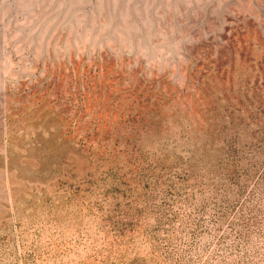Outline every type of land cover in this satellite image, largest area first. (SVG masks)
Listing matches in <instances>:
<instances>
[{
    "label": "rangeland",
    "instance_id": "rangeland-1",
    "mask_svg": "<svg viewBox=\"0 0 264 264\" xmlns=\"http://www.w3.org/2000/svg\"><path fill=\"white\" fill-rule=\"evenodd\" d=\"M0 264H264V0H0Z\"/></svg>",
    "mask_w": 264,
    "mask_h": 264
}]
</instances>
